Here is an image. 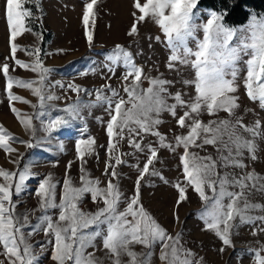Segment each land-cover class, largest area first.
Returning <instances> with one entry per match:
<instances>
[{"label":"snow or ice","instance_id":"6c2138e0","mask_svg":"<svg viewBox=\"0 0 264 264\" xmlns=\"http://www.w3.org/2000/svg\"><path fill=\"white\" fill-rule=\"evenodd\" d=\"M30 3L39 8L40 0H5L4 15L10 33V58L17 66L36 73L38 79L23 80L10 75L8 63L0 67V72L6 80L4 91L10 106L13 101L29 103L13 94L14 85L29 89L37 98V103L31 105V115L11 108L32 139L17 140L0 127V149L8 154L15 152L12 142L26 148L38 147L39 142H33L38 130L48 139L73 121H83V109L106 105V181L102 184L99 178H91L85 167L86 158L96 154V142L91 137L75 142L79 183L70 175L73 162L69 161L61 187L50 173L39 179L34 189L38 202L35 208L20 210L25 203L21 197L28 188L26 182L36 176L29 164L21 167L23 154L21 159L11 161L16 165L15 171L0 168V264H40L46 255L51 264H154V257L155 264H204L203 257L185 246L183 233L170 234L142 202L146 177L170 183L155 168L160 149L178 157L177 167L182 169L183 182L171 184L177 193L176 206L188 200L189 189L198 195L202 207L197 215L203 223L202 230L221 241V255L234 247L232 236L241 226H251L253 236L264 234V204L253 202L257 194L264 195V176L254 170L244 171L248 167L246 159L258 158L257 141H264V123L257 118L246 125L236 115L240 106L236 93L241 86L247 98L258 101L264 110V14L253 11L245 25L230 26L223 22L225 11L201 10L199 0H145L143 4L134 0V22L127 34L138 35V24L151 19L161 30L169 50L166 67L179 71L178 64L190 69L193 77L182 83L191 87L193 93L185 99L186 94L181 91L169 92L173 81L145 75L134 62L133 53L117 44L105 55L103 67L113 76L117 67L125 69L121 88L102 85L95 89V100L85 102L80 93L91 96L92 92L69 83L67 90L77 94L76 100L59 107L54 102L61 97L51 89L64 85L48 82L51 69L42 63V49H25L27 55L34 57L31 64L16 59L18 45L14 41L22 32L31 31L25 26L26 18L33 16L25 7ZM97 3L98 0H90L83 10L89 46L93 37L88 28L90 23L95 24ZM198 33H202V38ZM155 39L160 41L159 36ZM104 78L110 80L112 76ZM144 80L147 88L142 87ZM53 112L57 113L54 117ZM165 112L182 130L171 141L158 130ZM221 112L226 115L220 117ZM205 113L215 118L205 122ZM34 121H39V128ZM86 131V126L81 129L82 133ZM146 136L156 138L155 146L140 142ZM120 141H126L133 151L119 153ZM209 146L215 154L201 155ZM136 153H144L146 162L143 167L130 165L138 175L129 195L121 188L118 166L128 163L122 156ZM88 196L96 205L94 211L83 207ZM175 218L179 221L178 216ZM257 243L259 248H249L248 253H254L253 264H264V243ZM138 246L139 252L135 250Z\"/></svg>","mask_w":264,"mask_h":264},{"label":"rangeland","instance_id":"374dc122","mask_svg":"<svg viewBox=\"0 0 264 264\" xmlns=\"http://www.w3.org/2000/svg\"><path fill=\"white\" fill-rule=\"evenodd\" d=\"M87 2H90V0H40L39 8L31 3L26 4L25 7L33 12V16L26 18L25 21L26 28L31 29V31L22 32L14 41L18 45L16 59L25 63L31 64L34 60V57L27 55L25 49L33 50L36 47L42 49V63L45 67L51 69L48 82L54 84L59 81L64 85V88L55 87L51 89L61 97L60 100L54 102L56 105L63 107L67 103L76 100L77 94L67 90L69 83H75L92 92L91 96L80 93L82 100L85 102L94 101L95 89L100 88L102 85L111 84L112 87L119 90L121 88V76L125 69L122 66L117 67L113 76L103 67L105 55L117 44L133 53L134 62L137 66L143 68L145 75L151 77L161 76V78L173 81V86L169 87V92L174 94L181 91L186 94L185 99L188 98L187 94L193 93L191 87L182 83L184 79L193 77L190 69L178 64L179 71L169 70L166 67L169 50L163 43L164 36L161 30L151 19L138 24V35L129 36L127 34L134 22L132 15L136 11L132 7L134 0H98L97 5L94 6L95 24L90 23L88 28L93 37L91 46H89L88 39L85 36L82 20L84 6ZM140 2L143 4L145 0H140ZM4 3L5 0H0V67L4 63H8L10 65V75L23 80H36L38 79L36 73L30 69L17 66L15 61L10 58V33L4 15ZM206 19L207 16L204 17L205 21ZM247 22L248 20L243 25ZM37 33L42 39L38 38ZM198 35L202 38V33H198ZM157 36L160 37V41L155 39ZM190 46L194 47V44H190ZM82 73L87 74L82 75ZM107 76H112V78L107 80L104 78ZM148 86L147 80H144L142 87L147 88ZM5 87L6 80L0 72V127L11 133L17 140L28 141L32 139L30 133L21 125L11 108L15 107L21 114L31 115L33 112L31 105L37 103V98L32 95L29 89L14 85L12 88L13 94L19 95L29 103L13 101L10 106L7 94L4 91ZM108 94L110 95V93ZM121 94L123 95V93ZM236 95L239 97L238 103L240 105L236 115L243 118V123L246 125L251 124L257 118L264 123V110L259 108L258 101L251 102L245 95V89L242 86ZM169 103H172V101L169 100ZM105 107L106 105L83 109V121H73L69 127L59 129L48 139H44L45 134L38 130L33 141L34 143L39 142L38 147L26 148L21 143L12 142L11 147L16 150L15 152L8 154L0 149V168L15 171L16 165L11 161L21 159V154H23L21 167L24 164H29L32 171L36 173L35 177L26 182L28 188L21 197L25 202L20 205L21 211L25 207L31 209L37 206L38 202L34 189L38 186L40 178L50 173L56 181L60 182L58 188L62 186L69 161L73 162L70 175L75 183H79L80 164L76 160L75 153L77 139L91 137L95 140L96 154L86 158L88 162L85 167L91 178H99L102 184L106 181V177L103 175L107 160L105 122L109 119V116L105 111ZM56 114V112H53V117ZM178 114H182V112ZM225 115L223 112L219 114L220 117ZM160 118L163 123L158 126V130L169 141L172 140L174 134H181L182 130L179 129L175 119L168 113H162ZM210 118L215 117H209L206 113L202 117L205 122ZM42 119H46V117H42ZM34 124L39 128V121H34ZM85 126L87 131L82 133L81 129ZM140 142H151L155 146L156 138L146 136ZM257 143L259 146L258 158L255 161L246 159L245 163L248 167L244 171L254 170L257 174L264 176V141H257ZM117 149L119 153H131L133 151L126 141H120L117 144ZM178 151H182V149ZM194 151L199 150L194 149ZM209 152L215 154L210 146L206 152L200 154L205 155ZM173 157L174 154L167 149L159 150V159L155 162V168L170 183L165 184L158 177H146L142 197L145 208L170 234L182 232L183 241L186 242L185 246L195 252L198 257H203L204 264H253L254 253H248V249L259 248L257 241L264 243V234L253 236L251 226H241L232 236L234 247L227 248L221 255L218 252V249L222 246L221 241L211 232L202 230L204 226L197 215L198 210L202 207L198 195L189 189L187 193L188 200L176 206L177 193L171 184L178 180L183 182V175L182 169L177 167L178 157ZM122 159L127 160L128 163L118 166L119 182L122 190L130 195L138 175L136 169L130 167V165L139 164L140 167H143V163L146 162V155L136 153L135 155L122 156ZM147 181H151V183ZM253 202L264 204V195L257 194L253 197ZM83 207L85 210L94 211L96 205L88 196L84 200ZM176 216L179 217V221L176 220ZM36 239H40V237H36ZM97 244L100 246L99 241H97ZM135 250L139 252L141 248L138 246ZM88 251H92V249ZM156 251L158 253V249ZM97 255H102V253H97ZM155 259L154 257V264ZM40 264H51L47 255L41 258ZM105 264H108V262L105 261Z\"/></svg>","mask_w":264,"mask_h":264},{"label":"trees","instance_id":"16d2710c","mask_svg":"<svg viewBox=\"0 0 264 264\" xmlns=\"http://www.w3.org/2000/svg\"><path fill=\"white\" fill-rule=\"evenodd\" d=\"M199 7L225 11L224 23L230 26L243 25L253 11L264 14V0H199Z\"/></svg>","mask_w":264,"mask_h":264}]
</instances>
